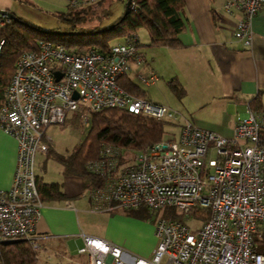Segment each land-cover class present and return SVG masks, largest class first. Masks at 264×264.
I'll return each mask as SVG.
<instances>
[{
    "label": "built area",
    "instance_id": "2783aa9c",
    "mask_svg": "<svg viewBox=\"0 0 264 264\" xmlns=\"http://www.w3.org/2000/svg\"><path fill=\"white\" fill-rule=\"evenodd\" d=\"M95 0H67L77 7ZM264 0H225L223 7L241 12L232 34L245 45L252 42V19ZM134 1H131V7ZM11 18L0 11V28ZM5 38L0 35V56ZM143 63L137 33L114 41L106 53L95 48L71 50L60 42L42 40L16 59L2 92L0 130L17 142L12 184L0 189V243L27 240L35 254L48 234L37 231L44 202L37 187L35 155L46 152L52 138L49 124H61L81 103L89 125L90 110L104 107L175 122L180 114L167 104L137 96L119 85L129 75L131 61ZM55 71L61 76L55 79ZM144 84L158 74L137 73ZM78 97L73 96V92ZM93 176L81 193L89 210L118 207H172L181 218H160L154 225L157 244L150 257L124 258L122 247L101 237L83 234L84 264H264L255 248L254 234L264 222V125L248 109L237 117L232 135L201 128L189 120L177 135L142 147H124L102 141L97 157L84 162ZM199 208L208 217L199 227L186 224ZM38 257V254H36Z\"/></svg>",
    "mask_w": 264,
    "mask_h": 264
},
{
    "label": "crops",
    "instance_id": "0c3cea01",
    "mask_svg": "<svg viewBox=\"0 0 264 264\" xmlns=\"http://www.w3.org/2000/svg\"><path fill=\"white\" fill-rule=\"evenodd\" d=\"M224 2L225 0H184L182 18L185 28L178 35L181 45L177 47L151 45L147 30L144 31L145 35L141 36L140 28L137 30L138 51L142 54L144 62L137 64L131 61L130 67L134 63L138 65L136 76L138 72L147 74L152 69L158 74V78L154 83L145 86H153L160 79L168 78V82L175 77L184 89L182 95L172 90L179 98L176 104L169 102V97L164 93L155 101L169 105L180 114L177 133L180 124L189 120L198 127L231 136L236 118L241 112L247 116L249 108L259 116L264 125V2L252 19L250 45H245L242 40L233 36L232 30L241 12L237 9L226 11ZM141 45L143 47L139 48ZM131 74L130 69L129 75L126 76L134 81ZM255 97H259L258 103H250ZM177 133L173 132V135L176 136ZM16 161V139L0 130V189L11 186ZM36 174L43 182H57L64 194L63 198L43 200L44 206L41 219L37 223V231L49 235L44 240L45 244L59 243L51 241L57 235L48 230L49 226L56 225L55 217L62 208L58 203L68 201V208L77 212L81 208L78 209L70 202V198L77 195L87 203L88 212L103 213L89 210L90 201L87 196L81 194L86 185L82 176L65 171V178L58 182L44 180L37 171ZM259 227L264 229V222H261ZM81 233L98 236L85 231ZM101 238L113 242L110 238ZM61 248L66 250L63 246ZM123 250L129 253L127 249ZM151 254L152 251L148 257Z\"/></svg>",
    "mask_w": 264,
    "mask_h": 264
},
{
    "label": "rangeland",
    "instance_id": "374dc122",
    "mask_svg": "<svg viewBox=\"0 0 264 264\" xmlns=\"http://www.w3.org/2000/svg\"><path fill=\"white\" fill-rule=\"evenodd\" d=\"M126 0H95L84 2L77 7L69 6L67 0H0V10L4 9L13 14L26 24L46 30H74L92 29L93 27H105L116 20L124 11ZM88 5L91 7L88 9ZM68 14L74 16L70 19ZM144 28H140L139 35H145ZM77 37H85L78 35ZM117 39L113 37L110 42ZM143 45H141L142 48ZM143 65V64H141ZM137 64L131 65V77L142 90L143 96L151 101L166 94L169 102L177 103L178 97L170 88L167 80L160 79L153 86H145L136 76ZM80 107L83 105L80 103ZM241 112L239 117L245 116ZM177 122H166L165 138L171 137L173 132L177 133ZM88 126L83 120L80 111H70L65 121L61 124H49L46 133L52 138L50 144L51 152L37 151L35 155L36 171L46 181L62 182L65 178L66 164L60 157L69 159L83 142ZM85 200L71 197L70 202L78 209L75 212L68 208V201L58 203L60 205L56 219V225L50 227L57 235L51 241L59 243H46L41 250L37 251L36 264H84L87 261L86 252H80L78 247L82 245V231L107 237L116 245L129 251H124V258L130 259L132 255L148 257L157 243L155 234V223L160 218L173 216L176 210L172 207L149 208L141 206L136 209L118 207L113 210L102 211L103 213H91ZM84 205L82 208L81 206ZM101 212V211H100ZM177 214V213H176ZM174 217V216H173ZM177 218V217H175ZM191 228L199 227L202 220L192 216L185 221ZM262 237H256V242L261 245ZM61 246L65 247L63 251ZM35 254V255H36ZM129 257H128V256Z\"/></svg>",
    "mask_w": 264,
    "mask_h": 264
},
{
    "label": "trees",
    "instance_id": "16d2710c",
    "mask_svg": "<svg viewBox=\"0 0 264 264\" xmlns=\"http://www.w3.org/2000/svg\"><path fill=\"white\" fill-rule=\"evenodd\" d=\"M131 1H134L132 7ZM131 1L128 11L126 13L123 11L110 24L101 28L85 29L83 32L76 34L56 33L50 29H41L26 24L18 18L11 19L9 23L0 28V35L5 38L0 56V104L3 89L10 81L16 59L24 50L36 48L42 40L60 42L71 50L95 48L99 52L106 53L113 43L110 42L111 38H121L127 34L137 33L139 28H144L148 32L149 44L151 45L172 47L181 45L178 35L185 28L182 18L184 0ZM90 7L88 5V9ZM67 17L74 18L71 14H68ZM71 30H74V28ZM78 35H85V37H77ZM118 83L127 91L137 96H143L144 90L128 76L121 75ZM168 84L177 94L182 95L184 93V89L175 77L169 79ZM258 101L259 97H255L251 99L250 103H258ZM77 111H80L83 116L86 109L84 106H79ZM88 114L89 125L83 142L69 159L60 157L66 164L67 169L65 170L67 172L84 178L85 187L92 181L93 176L84 168V162L89 158L98 156L102 141L124 147H142L162 139L166 133L165 124L169 122L132 113L118 107L90 110ZM46 152H51L50 146ZM36 181L42 200L64 197L57 182H43L38 175ZM208 213L207 208H199L193 211V215L201 220H205ZM173 216L181 218V214L175 212ZM258 236L263 238L261 245L255 241ZM254 243L256 250L264 253V229L261 227H259V230L257 228L254 234ZM37 259L38 257L35 255L31 244L25 239L0 243V264H36Z\"/></svg>",
    "mask_w": 264,
    "mask_h": 264
},
{
    "label": "water",
    "instance_id": "95a60500",
    "mask_svg": "<svg viewBox=\"0 0 264 264\" xmlns=\"http://www.w3.org/2000/svg\"><path fill=\"white\" fill-rule=\"evenodd\" d=\"M130 1L131 0H126L124 13H126L128 11V6H129ZM0 11L6 13L10 18L14 17L13 14L8 12L7 10L1 9ZM53 32H56V33H67V34H76V33H80V32H83V31H77V30H69V31L53 30ZM54 74H55V79L56 80L59 79V77L61 76V73L59 71H55ZM73 96L74 97H78V93L76 91H74L73 92ZM4 242H7V241H4Z\"/></svg>",
    "mask_w": 264,
    "mask_h": 264
}]
</instances>
